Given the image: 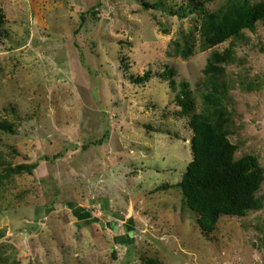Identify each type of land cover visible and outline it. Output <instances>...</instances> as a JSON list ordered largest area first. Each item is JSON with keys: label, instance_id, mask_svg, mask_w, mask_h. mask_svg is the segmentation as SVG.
Wrapping results in <instances>:
<instances>
[{"label": "rangeland", "instance_id": "1", "mask_svg": "<svg viewBox=\"0 0 264 264\" xmlns=\"http://www.w3.org/2000/svg\"><path fill=\"white\" fill-rule=\"evenodd\" d=\"M158 1L0 0V122L17 130L0 133V152L39 163L0 185V264H264V206L202 233L177 187L193 159L190 118L168 81H130L169 67L207 111L204 70L230 42L202 50L200 16L168 14L186 0L143 6ZM245 35L224 77L230 140L264 169V26ZM71 204L93 223L80 226Z\"/></svg>", "mask_w": 264, "mask_h": 264}, {"label": "trees", "instance_id": "2", "mask_svg": "<svg viewBox=\"0 0 264 264\" xmlns=\"http://www.w3.org/2000/svg\"><path fill=\"white\" fill-rule=\"evenodd\" d=\"M166 1L160 0L153 4L143 2V6L147 10L164 11ZM211 1L213 0H186L179 8L171 7L168 12L171 17L180 20L200 16L202 50L214 49L230 42L223 52L212 54L204 70L206 78L201 85V88H205L202 103L207 111L197 113L194 92L188 83H177L176 73L169 67L161 74L148 71L142 77H130L135 85H146L155 78L168 81L170 89L176 93L174 103L181 110L179 115L190 118L193 159L177 187L181 190L184 204L198 216L199 228L205 235L215 232L223 217H246L250 212L262 210L264 206V199L259 196L264 184V169L252 155L237 159L238 147L230 140L231 119L226 106L228 85L224 81L226 68L236 62L235 48L241 40L246 39L245 32L255 33L260 25L264 26V0H234L215 12L206 9L207 3ZM6 24V15L0 8V43L8 37ZM179 49L185 58L193 53L192 49ZM82 61L85 62L83 56ZM0 133L16 135V126L2 121ZM60 157H45L41 161ZM38 167L39 163L13 165L0 152V185L17 176H33ZM71 208L84 223L80 226L88 227L93 223L90 221V213L75 204H71ZM3 234L0 232V239Z\"/></svg>", "mask_w": 264, "mask_h": 264}, {"label": "water", "instance_id": "3", "mask_svg": "<svg viewBox=\"0 0 264 264\" xmlns=\"http://www.w3.org/2000/svg\"><path fill=\"white\" fill-rule=\"evenodd\" d=\"M101 225H102V227H104V226H105V225H104V223H102ZM108 226H109V225H108Z\"/></svg>", "mask_w": 264, "mask_h": 264}]
</instances>
